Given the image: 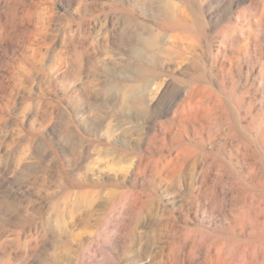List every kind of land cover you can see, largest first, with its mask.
I'll return each mask as SVG.
<instances>
[{
	"label": "rangeland",
	"instance_id": "rangeland-1",
	"mask_svg": "<svg viewBox=\"0 0 264 264\" xmlns=\"http://www.w3.org/2000/svg\"><path fill=\"white\" fill-rule=\"evenodd\" d=\"M0 264H264V0H0Z\"/></svg>",
	"mask_w": 264,
	"mask_h": 264
},
{
	"label": "bare ground",
	"instance_id": "bare-ground-1",
	"mask_svg": "<svg viewBox=\"0 0 264 264\" xmlns=\"http://www.w3.org/2000/svg\"><path fill=\"white\" fill-rule=\"evenodd\" d=\"M1 4H2V2H1ZM10 4V3H9ZM6 9V8H5ZM7 22V21H6Z\"/></svg>",
	"mask_w": 264,
	"mask_h": 264
}]
</instances>
